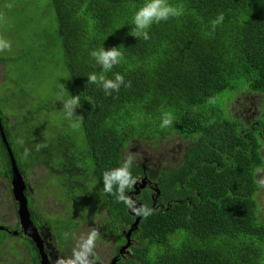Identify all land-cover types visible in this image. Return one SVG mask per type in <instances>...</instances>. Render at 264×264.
Wrapping results in <instances>:
<instances>
[{
  "label": "trees",
  "instance_id": "trees-1",
  "mask_svg": "<svg viewBox=\"0 0 264 264\" xmlns=\"http://www.w3.org/2000/svg\"><path fill=\"white\" fill-rule=\"evenodd\" d=\"M49 1L55 27L48 40L66 80L51 85L49 100L26 110L19 99L13 119L0 116L26 183V200L34 197L25 176L40 166L45 186L58 193L61 209L53 215L30 204L29 212L40 215L37 228L45 223L63 238L67 229L97 217L99 237L123 244L122 231L136 215L104 192L103 173L121 165L133 142L156 145L178 137L188 147L176 168H159L147 177L141 164L132 165L136 181L142 176L147 182L135 189L137 182L126 195L154 214L138 216L129 258L116 263L264 264V206L259 204L264 186L258 183L264 172H256L264 169V0H169L183 5V14L153 24L147 41L129 35L146 0ZM221 13L223 22L208 35ZM120 46L123 60L105 75L114 79L119 73L131 86L106 95L102 86L87 81L89 74L102 72L90 52ZM6 63L0 58V65ZM248 93L261 95L249 125L228 109ZM70 95H79L75 115L83 116L76 129L51 120ZM165 112L174 119L161 128ZM40 143L47 147L37 151ZM0 177L11 178L1 137Z\"/></svg>",
  "mask_w": 264,
  "mask_h": 264
},
{
  "label": "rangeland",
  "instance_id": "rangeland-1",
  "mask_svg": "<svg viewBox=\"0 0 264 264\" xmlns=\"http://www.w3.org/2000/svg\"><path fill=\"white\" fill-rule=\"evenodd\" d=\"M11 5V8L6 7ZM0 13L4 14L5 20L0 22V36L11 41V51L0 52V58L7 60L6 64L0 65V116H7L13 119L15 107L20 99V103L27 110L31 104H39L41 100H49L52 92L49 88L52 84H63L66 80V73L58 69L56 50L48 40V34L52 35L55 27V13L50 6L49 0H0ZM54 69L50 75L47 72ZM35 72H40L35 74ZM24 94L28 96L23 97ZM261 95L243 94L228 104V109L232 115L241 119L249 125L253 117L257 115V107L260 105ZM77 115V114H76ZM52 121L58 124L68 123L65 113L60 110ZM188 142L178 137L163 139L156 145L139 141L131 143L125 150V158L129 153L136 154V161L147 171L146 176H154L159 170L174 169L181 161V157L187 151ZM43 167H37L32 172L26 174L28 189L32 197L31 205L39 204L48 214H54L61 209L55 196L57 192H50L46 187V181L42 172ZM156 176V175H155ZM142 179V176H141ZM141 179L137 182H141ZM10 183L8 179L0 177V206L9 213L8 218L14 217L15 209L10 200ZM261 206H264V195L260 196ZM9 211H8V209ZM16 215V214H15ZM15 220V218H14ZM101 220L95 219L93 222L79 228L77 242L81 236L93 228L99 230L101 235ZM44 234L46 231L42 228ZM48 244L50 237H46ZM67 252L72 253L77 246ZM114 239L99 236L95 242V250L98 255L107 261L113 262L114 253L117 254L113 245ZM117 243V244H116ZM120 251V250H119ZM118 256V255H117ZM129 258V252L123 255ZM122 264H126L124 261Z\"/></svg>",
  "mask_w": 264,
  "mask_h": 264
},
{
  "label": "clouds",
  "instance_id": "clouds-1",
  "mask_svg": "<svg viewBox=\"0 0 264 264\" xmlns=\"http://www.w3.org/2000/svg\"><path fill=\"white\" fill-rule=\"evenodd\" d=\"M11 8V5H6ZM183 14V5L174 6L169 3V0H146V2L135 12L133 25L129 35L136 39H150L149 29L153 24L166 22L170 18H177ZM5 20L4 14L0 13V22ZM224 20L223 14H219L214 20L211 21L212 31L208 35H212L216 27ZM11 41L0 36V52L11 51ZM121 47H112L99 49L90 52V56L102 68V72L89 74L87 77L88 83L97 84L102 86L106 95H111L113 91L118 92L121 86L130 87V82L125 83L124 76L117 73L114 79L106 78L105 73L110 72L114 66L120 64L123 60V53ZM63 88V85H62ZM63 111L65 118L70 122V127L73 129L79 128L83 121V116L75 115V110L79 106V95L72 96L67 100H63ZM174 117L171 113L165 112L162 117L161 128H166L172 125ZM18 144L23 145V139L16 141ZM47 147L46 144L40 143L36 145V150L40 151L42 148ZM30 154L28 148L24 149V157ZM136 160V154L129 153L120 166L103 173V190L105 193L115 195L118 202L124 203L136 216L147 218L154 214V209L147 205L137 206L136 202L126 195V191L131 190L137 183L133 177L131 168ZM257 173L264 172V169L257 168ZM261 186H264V177L258 180ZM68 234H65L67 237ZM99 236V230L96 228L91 229L86 236H81L77 242L73 254L68 258H58L56 264H90V257L93 255L95 242ZM123 247V246H122ZM129 249V248H128ZM127 249V250H128ZM120 257V256H119ZM111 264V263H110Z\"/></svg>",
  "mask_w": 264,
  "mask_h": 264
},
{
  "label": "flooded vegetation",
  "instance_id": "flooded-vegetation-1",
  "mask_svg": "<svg viewBox=\"0 0 264 264\" xmlns=\"http://www.w3.org/2000/svg\"><path fill=\"white\" fill-rule=\"evenodd\" d=\"M23 180H24V177H23ZM8 181L10 183V193H11L9 198L10 200H12L11 203L14 206L16 215L14 214V217H10L11 220L9 221V218L7 216L9 215V213L7 211H4L0 206V240L2 241V244L0 245V249L2 248L4 249V252L0 254V264H41V261L39 260L40 257H39L35 244L32 243L29 240V238L26 235H24L22 232V228L20 226V221H19V215H18V204L12 194L11 178ZM24 183H25V180H24ZM25 189H26V183H25ZM30 204L31 202L27 201V211L28 212H29ZM29 215H30V219L34 227L36 228L42 240L43 247H44L43 249L47 256V260L49 264H56V261L58 258H68L72 256L73 252L69 253V255H67V252L72 250L74 245L76 244L77 242L76 237L80 233L79 228L81 226L83 227V225L81 226L77 225V228L76 229L74 228L73 230L70 228L67 229L65 231V233L67 232L68 234L67 237L64 235V237L62 238L61 232L57 228H53L49 225H46L45 223H43L41 226L37 228L40 215L34 214V211L33 213L29 212ZM45 215L49 216V214L47 213ZM95 219H97V217H95L93 221ZM42 228L45 229L46 234L43 233ZM52 230H53V233L58 231L59 234L55 236L53 233H51ZM122 235L124 236L123 238H125L124 231H122ZM46 237H50L49 244L47 242ZM128 241L130 242V238ZM126 243L127 241L125 240L123 244H126ZM114 244L115 243H113V245ZM123 244H119L117 245V247L116 245H114V247H116L114 251L117 252V254L114 253L113 255V260L116 259L115 264L119 263L125 258V256H120V257L117 256ZM98 252L99 250L96 251L94 248L93 255L90 257V264H110V263H107V261L105 260L103 261V259L98 255ZM36 254L38 256L37 262L35 261V258H37Z\"/></svg>",
  "mask_w": 264,
  "mask_h": 264
},
{
  "label": "water",
  "instance_id": "water-1",
  "mask_svg": "<svg viewBox=\"0 0 264 264\" xmlns=\"http://www.w3.org/2000/svg\"><path fill=\"white\" fill-rule=\"evenodd\" d=\"M0 137L2 140V144L5 148L7 157L9 159V163H10L12 194L18 204V215H19V221H20V226L22 228V232L24 235H26L29 238V240L32 243L35 244L39 257H40L41 264H49L47 260V256L43 249L44 247H43L42 240L30 219L29 212L27 211V201L24 195L25 183L23 180V176L16 165L15 158L11 152L9 144L3 134L1 119H0ZM146 182H147L146 178H142L140 185L137 184L135 189L143 188ZM135 193L137 192H134V194ZM136 205L141 206V204L138 202H136ZM129 213L131 215H135L133 212H129ZM138 221H139V217L136 216L135 221L132 223L131 227L125 232V239L127 243L121 248V250L118 253V256H123L127 254V251H128L127 249L129 248V245H130V242L128 240L132 232L135 229H137ZM115 261L116 259H114L111 264H115Z\"/></svg>",
  "mask_w": 264,
  "mask_h": 264
}]
</instances>
